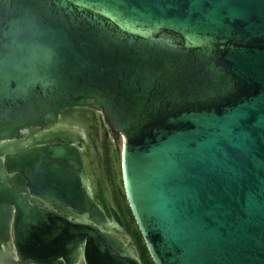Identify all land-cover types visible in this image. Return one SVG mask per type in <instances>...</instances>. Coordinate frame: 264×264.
Returning <instances> with one entry per match:
<instances>
[{
  "label": "water",
  "instance_id": "95a60500",
  "mask_svg": "<svg viewBox=\"0 0 264 264\" xmlns=\"http://www.w3.org/2000/svg\"><path fill=\"white\" fill-rule=\"evenodd\" d=\"M95 112L153 264H264V0H0V264H142Z\"/></svg>",
  "mask_w": 264,
  "mask_h": 264
},
{
  "label": "flooded vegetation",
  "instance_id": "af4514ba",
  "mask_svg": "<svg viewBox=\"0 0 264 264\" xmlns=\"http://www.w3.org/2000/svg\"><path fill=\"white\" fill-rule=\"evenodd\" d=\"M95 117L97 118L96 125L88 129L91 139L86 136L84 149L81 152L84 166L90 179L93 199L104 210L105 214L110 217L104 200L100 177L101 171L102 177L105 180L108 198L113 207L119 212L125 227L124 235L116 229H111L109 232L124 242L130 241L141 261V250L142 246L145 247V245L126 201L123 185L122 188L117 186L118 172H120L121 176V168L116 169L117 160L119 162L118 166H120L116 145L110 131L104 125L100 113L95 112ZM138 237L141 238V243L138 242Z\"/></svg>",
  "mask_w": 264,
  "mask_h": 264
},
{
  "label": "trees",
  "instance_id": "16d2710c",
  "mask_svg": "<svg viewBox=\"0 0 264 264\" xmlns=\"http://www.w3.org/2000/svg\"><path fill=\"white\" fill-rule=\"evenodd\" d=\"M141 261H142V264H153L145 247H143L141 250Z\"/></svg>",
  "mask_w": 264,
  "mask_h": 264
},
{
  "label": "rangeland",
  "instance_id": "374dc122",
  "mask_svg": "<svg viewBox=\"0 0 264 264\" xmlns=\"http://www.w3.org/2000/svg\"><path fill=\"white\" fill-rule=\"evenodd\" d=\"M119 165V162H118V160H117V162H116V169L118 170V169H120V166H118ZM117 186L119 187V188H122V182H121V176H120V172H118V178H117ZM138 239V242L139 243H141L142 241H141V238H137ZM144 247V246H143ZM142 247V248H143ZM144 251V250H143ZM145 252V251H144Z\"/></svg>",
  "mask_w": 264,
  "mask_h": 264
}]
</instances>
